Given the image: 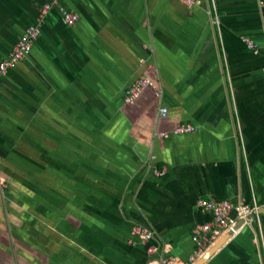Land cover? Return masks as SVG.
<instances>
[{"label":"crops","instance_id":"obj_1","mask_svg":"<svg viewBox=\"0 0 264 264\" xmlns=\"http://www.w3.org/2000/svg\"><path fill=\"white\" fill-rule=\"evenodd\" d=\"M55 1L0 0V69L40 32L0 74V264H191L203 198L251 207L206 264H264V0Z\"/></svg>","mask_w":264,"mask_h":264},{"label":"built area","instance_id":"obj_2","mask_svg":"<svg viewBox=\"0 0 264 264\" xmlns=\"http://www.w3.org/2000/svg\"><path fill=\"white\" fill-rule=\"evenodd\" d=\"M186 7L192 8L196 4L200 3V0H180ZM57 4V0L54 2ZM46 9H49L47 6ZM63 19L65 22L69 24H76L80 21V16L71 12H64ZM39 30L37 27H30L21 42L19 43L16 51L11 56V60L3 63L1 65L0 74L7 75L9 73L10 68L15 65L18 61L23 59L26 54L32 51L33 45L37 42L39 38ZM246 41L249 42L250 46L254 47L252 41L249 38H245ZM0 75V88L2 86V78ZM147 90L154 91L156 97L158 98L161 93L157 92L155 84L152 80H150L146 76L139 77L135 80L133 84L126 91L124 96V102L128 105H135L142 97L143 93ZM160 116L162 119L168 117V110L161 109ZM190 127L188 126H179L174 129L175 134H183L190 131ZM170 134L163 133L162 137H169ZM165 171H157V174H164ZM0 187L6 188L5 180L0 178ZM198 206L202 207L204 211L208 212L211 215V221L196 225L191 230V241L194 245L193 255L190 258V263L194 264L196 261L200 260L206 252L213 246L219 237L226 232H230L232 234H237L238 230L236 228V224L232 219V213L236 215L240 221H244L248 219L251 207L247 204L241 203L239 205H235L228 199H209L203 198L198 201ZM131 235L135 243H142L148 245L149 242L154 238V233L143 226L135 225L132 228ZM130 239V240H131ZM131 244V243H130ZM156 249L154 247H149L147 252L149 254H154ZM156 264H175L174 260L171 258H161Z\"/></svg>","mask_w":264,"mask_h":264},{"label":"water","instance_id":"obj_3","mask_svg":"<svg viewBox=\"0 0 264 264\" xmlns=\"http://www.w3.org/2000/svg\"><path fill=\"white\" fill-rule=\"evenodd\" d=\"M222 243L218 244L217 246L213 247L208 253L202 258L200 261L195 262L196 264H206V262L213 257L218 249L221 247Z\"/></svg>","mask_w":264,"mask_h":264},{"label":"rangeland","instance_id":"obj_4","mask_svg":"<svg viewBox=\"0 0 264 264\" xmlns=\"http://www.w3.org/2000/svg\"><path fill=\"white\" fill-rule=\"evenodd\" d=\"M132 238V237H131ZM130 238V239H131ZM131 243V245H136L137 243H135V240H133V239H131V240H129V244Z\"/></svg>","mask_w":264,"mask_h":264}]
</instances>
